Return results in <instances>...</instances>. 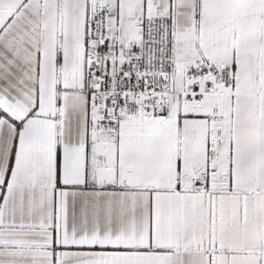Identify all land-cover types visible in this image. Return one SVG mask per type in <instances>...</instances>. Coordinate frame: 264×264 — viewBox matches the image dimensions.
I'll use <instances>...</instances> for the list:
<instances>
[{
  "label": "snow or ice",
  "instance_id": "1",
  "mask_svg": "<svg viewBox=\"0 0 264 264\" xmlns=\"http://www.w3.org/2000/svg\"><path fill=\"white\" fill-rule=\"evenodd\" d=\"M0 264H264V0H0Z\"/></svg>",
  "mask_w": 264,
  "mask_h": 264
}]
</instances>
